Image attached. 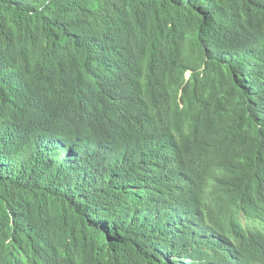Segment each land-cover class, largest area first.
<instances>
[{
    "label": "trees",
    "instance_id": "obj_1",
    "mask_svg": "<svg viewBox=\"0 0 264 264\" xmlns=\"http://www.w3.org/2000/svg\"><path fill=\"white\" fill-rule=\"evenodd\" d=\"M85 254L264 264V0H0V264Z\"/></svg>",
    "mask_w": 264,
    "mask_h": 264
},
{
    "label": "clouds",
    "instance_id": "obj_2",
    "mask_svg": "<svg viewBox=\"0 0 264 264\" xmlns=\"http://www.w3.org/2000/svg\"><path fill=\"white\" fill-rule=\"evenodd\" d=\"M118 151L122 157V168L124 170L127 171L136 165L137 162H132L131 160H129L127 155L120 148V146L118 147ZM151 187L153 188V185H151ZM72 264H94V261L89 254H85L82 258H77L76 260H74Z\"/></svg>",
    "mask_w": 264,
    "mask_h": 264
},
{
    "label": "bare ground",
    "instance_id": "obj_3",
    "mask_svg": "<svg viewBox=\"0 0 264 264\" xmlns=\"http://www.w3.org/2000/svg\"><path fill=\"white\" fill-rule=\"evenodd\" d=\"M123 124V123H122ZM209 131V130H208Z\"/></svg>",
    "mask_w": 264,
    "mask_h": 264
}]
</instances>
